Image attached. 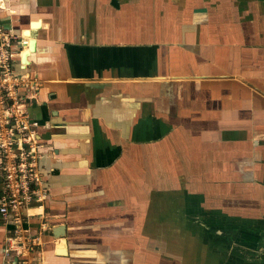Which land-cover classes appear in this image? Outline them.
<instances>
[{"label":"crops","instance_id":"1","mask_svg":"<svg viewBox=\"0 0 264 264\" xmlns=\"http://www.w3.org/2000/svg\"><path fill=\"white\" fill-rule=\"evenodd\" d=\"M0 5L42 85L40 264H264V0Z\"/></svg>","mask_w":264,"mask_h":264},{"label":"built area","instance_id":"2","mask_svg":"<svg viewBox=\"0 0 264 264\" xmlns=\"http://www.w3.org/2000/svg\"><path fill=\"white\" fill-rule=\"evenodd\" d=\"M30 54L28 38L0 21V217L12 225L3 249L4 264H40L49 244L44 237L52 230L44 212L49 195L41 165L42 126L27 111L42 87L28 72ZM34 209L40 211L32 214ZM34 218L35 231L30 229ZM61 238L54 235L50 244L55 246Z\"/></svg>","mask_w":264,"mask_h":264},{"label":"bare ground","instance_id":"3","mask_svg":"<svg viewBox=\"0 0 264 264\" xmlns=\"http://www.w3.org/2000/svg\"><path fill=\"white\" fill-rule=\"evenodd\" d=\"M31 48L33 49V44L31 46ZM25 54H23V57H24ZM27 55V54H26ZM26 58V57H25ZM24 62H26V59L24 60ZM59 231V230H58ZM63 252V246L61 245V248L59 250V253H62Z\"/></svg>","mask_w":264,"mask_h":264}]
</instances>
